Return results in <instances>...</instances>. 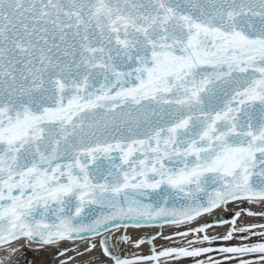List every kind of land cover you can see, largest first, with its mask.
I'll return each mask as SVG.
<instances>
[{
  "label": "snow or ice",
  "instance_id": "obj_1",
  "mask_svg": "<svg viewBox=\"0 0 264 264\" xmlns=\"http://www.w3.org/2000/svg\"><path fill=\"white\" fill-rule=\"evenodd\" d=\"M229 208L219 239L240 243L213 247L205 217ZM255 217L264 0H0V247L79 237L105 258L89 264H264ZM163 223L182 243L113 239Z\"/></svg>",
  "mask_w": 264,
  "mask_h": 264
},
{
  "label": "bare ground",
  "instance_id": "obj_2",
  "mask_svg": "<svg viewBox=\"0 0 264 264\" xmlns=\"http://www.w3.org/2000/svg\"><path fill=\"white\" fill-rule=\"evenodd\" d=\"M236 210H238V209L229 208L226 211L216 210L212 215L205 217V220L208 222L212 219L216 220V219H214V217L216 218L219 215L225 214L228 212H235ZM241 223L242 224H244V223H264V220H260V218H258V217L245 218L244 220L241 221ZM212 224H213V227L209 229V235L217 237L218 238L217 241H220V242L222 241V243L220 245L218 244L217 247L228 245L229 241H223V240L219 239V237H221L227 231L228 226L217 228L215 223H212ZM111 230L114 233L113 239L119 237L122 234H127V235L131 236L133 239H139L142 237H149V236L158 234L159 235L158 238H156V240L153 242V244H155L156 247L173 244L172 241H168V240H164V239L160 238L161 233L164 236L174 237L176 244L182 243L180 238L175 236V232L177 231L176 226L171 225V224L142 226L139 228L130 226L127 229H121V231H117L115 228L111 229ZM180 230H184V229L181 228ZM90 239L96 240L98 242V238H96V237H92ZM236 244H238V243H236ZM85 246L86 245H85L84 239H82V240L81 239H75V240H67V241L61 242L57 246H44V245H40V244H30V245H27L23 248H20L19 245H15V247L18 250L14 253L12 252L11 248H7V251H5L6 246L0 247V264H17L18 262L21 263V259H20L21 254L23 253V249H25V248L30 249L31 252H36V251H40V250L42 252L46 251V253H44L45 254L44 259H43L41 264H52V261L54 260V257H55L54 253H56L57 248H61L64 250L66 255L62 259L57 260L56 262H53L54 264H56L63 259L71 258L76 253L83 252ZM124 247H125V251H126L128 246H124ZM149 249H150V244L146 243V244L142 245L138 249V251L140 253L139 255L149 254ZM83 258H85L86 261H92V260L103 261V260H105V258L102 256V254L100 252L99 244L97 245V249L94 252H92L90 255L85 254L83 256ZM213 258L220 259L221 256L215 255Z\"/></svg>",
  "mask_w": 264,
  "mask_h": 264
},
{
  "label": "rangeland",
  "instance_id": "obj_3",
  "mask_svg": "<svg viewBox=\"0 0 264 264\" xmlns=\"http://www.w3.org/2000/svg\"><path fill=\"white\" fill-rule=\"evenodd\" d=\"M233 212H228V213H225V214H221L219 215L218 219L216 220H210L212 221L211 223H215L216 227L217 228H220V227H225L227 226V224L225 223H220L218 222V220H223V221H227L229 220L232 216ZM158 234H156V237L158 238ZM154 241H152L153 243ZM218 242V243H217ZM222 243V241H216L215 245L213 244L212 246L213 247H217L218 244L220 245ZM236 243H240L239 240H234V241H229V244H236ZM180 244V243H178ZM169 246H174L173 244L172 245H165V246H157V248H161V247H169ZM60 251H57L56 250V253H54V260L52 261V264H54L53 262H56L57 260H60L62 259L66 253L64 252L63 249L59 248ZM44 253H46V251L42 252L41 250L40 251H36V252H31L30 249L28 248H25L23 249V253L21 254V263H18L17 264H41L43 259H44ZM139 251L138 249H135V248H129L127 247L126 251H125V255L127 256H132V255H139ZM213 257L216 255V256H220L219 254L217 253H212ZM64 261V262H63ZM85 258H83V256H80L78 255V253L74 254L71 258L69 259H63L61 261H59L58 263L56 264H89L90 261H86ZM94 261V260H92ZM98 262V261H97ZM171 264H174V262H171ZM179 264H193V261L190 260V259H183L182 261L179 262Z\"/></svg>",
  "mask_w": 264,
  "mask_h": 264
},
{
  "label": "water",
  "instance_id": "obj_4",
  "mask_svg": "<svg viewBox=\"0 0 264 264\" xmlns=\"http://www.w3.org/2000/svg\"><path fill=\"white\" fill-rule=\"evenodd\" d=\"M210 223L212 222V221H209ZM163 224H168V223H163ZM154 225H162V224H154ZM152 226V225H151ZM112 229H114V228H112ZM75 239H81V238H79V237H77V238H75ZM75 239H69V240H75ZM82 240V239H81Z\"/></svg>",
  "mask_w": 264,
  "mask_h": 264
}]
</instances>
